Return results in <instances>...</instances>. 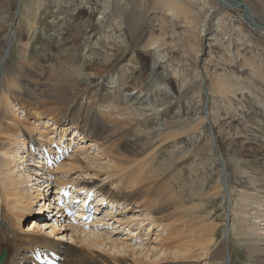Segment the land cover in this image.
<instances>
[{
    "label": "bare ground",
    "instance_id": "6f19581e",
    "mask_svg": "<svg viewBox=\"0 0 264 264\" xmlns=\"http://www.w3.org/2000/svg\"><path fill=\"white\" fill-rule=\"evenodd\" d=\"M40 1L41 3L38 0H30L28 5L31 16L26 20L24 19L25 21L20 15L21 8L25 3L24 0H16L14 5H12L15 12L7 20L8 23L5 21L6 15L0 16V153L2 151L3 153L11 154V159L7 157L9 154L6 155L7 158L1 157L2 154L0 156V186H5V188L0 187V264H42V257L45 254H56L61 264H128L129 261H132L133 264H170L166 259L179 258L180 260L178 261H183L182 259L190 256L210 257V252L205 249H202L199 254L189 253V247H185L183 242L173 247L171 245L166 247L162 243L163 240H166L165 243L168 245V240L171 239L172 234L170 230L171 232L178 230L177 227L172 228L171 224L173 222H170L174 216L172 214V206H178L170 198V195L178 192L182 198V203H189L195 197L189 198L183 192L187 186L186 184L180 188L181 192L177 191L176 186L177 190L169 193L170 204L165 207L160 206V212L158 213L160 216L152 213L157 201H150V204L147 203L146 205V201L143 199L144 194L135 188V182L143 174L148 176L152 184L156 181V178L161 176L160 173L162 174L164 170L161 169V166L156 165V161H158L157 153L145 157L141 162V166L134 171L129 172L127 169H121L119 172H115L114 175L108 176L110 178L114 177L112 182L104 179L100 184L98 182L95 183L91 178L89 180L86 178L72 180L68 174L64 175V177L62 175L57 176V171H48L46 167H41L40 165L29 166L31 163L28 160V156L23 155L20 143L25 140V143L29 142L39 145L53 140L54 137L56 138L57 135L50 137V139L48 138V141L45 139V142H43L37 136V133H40V136L43 134L44 137L48 134L47 131L50 130V125L48 124L50 122H53L52 124L56 126V128L51 127L50 133L56 130L62 139L68 135L67 132L73 131L75 135L71 140L74 143L78 142V138L83 140V142L91 139L96 142L93 145H97L99 153L106 156V158L111 157V161L114 160V154L112 155L111 149L104 142H99L111 136V132L119 133V137L115 139L117 141L126 137L125 139L131 142L132 138H134L135 141L132 143L135 146L132 149H135V152L139 148L145 149V147L150 146L157 140L161 142L178 140L175 144L177 146L171 151L172 157L170 160L166 159L162 165L163 169L167 168L170 176L176 182L179 179L174 178L175 166L179 165L180 162L188 161L190 157L204 153V151H211L212 146L218 142L217 139H221L226 154L225 159L219 158L221 159L222 175L218 178L217 185L205 196V199L211 200L219 198L221 195L225 196V209L229 214V221L224 232L226 240L224 248L219 249L210 258L218 259L223 264H230L232 248L229 241H231V235H235L246 246L248 256L257 261V263L264 264V194L262 193L264 188H257L254 184L255 179L264 183V132L261 138L255 135L254 137H247L251 140L252 145L243 146L239 141L229 142L230 136L225 133L223 128L214 127L215 122L212 119L210 128L214 139L212 136L211 138L209 137L206 143L199 144L197 148L192 147L191 143L183 139L179 140V137H183L181 135L187 133L190 129L199 127L200 123L191 126L190 120L192 116L188 115L187 113L189 112L186 110L184 111L187 115L182 114L180 108L178 110V106L172 104V95L168 96L167 93L165 95L155 91L156 88L165 92L167 90L164 87H159L157 80L154 79L155 64L154 66L152 65L153 67L151 65L148 67L146 61H140L135 55V51L140 49L130 43L129 40L126 42L125 35H127V38L129 35L133 39L135 38L133 30L132 32L127 31V34H121L124 38L122 40L119 39L116 43L117 46L124 48L117 50L116 47L115 50L117 51H113L103 63L105 65L102 69L105 72L104 75L96 76L85 72V69L81 68L82 66L75 65L79 49H91L89 47L94 43L92 36L93 34L96 35V30H98V26L96 28V24L92 22L94 13L92 12V6L94 5H92L90 0H86V4L87 6L89 5L91 10L73 11V18H70L68 22L62 17L51 21V35L48 38L49 48L46 47V49L37 51L34 60L32 59L34 62L25 57L18 63L9 64L7 57L10 55L13 43L17 38L16 28H20L21 51L23 50V53L27 54L29 50L30 41L25 38L36 27L35 23L41 14L43 5V0ZM200 1L203 2L204 6L208 4V0ZM240 1H243L249 7V16H245L243 19L252 29L264 34V28L261 27L264 26V21L259 19L248 2L244 0H214L219 8H224L226 5L235 6ZM158 5L163 15L173 20V24L183 22L194 28L197 24L196 21H199L196 20L198 19V15H196L198 13L195 10V5L188 3L186 0H161ZM119 7L122 10H119L116 22L118 21L119 25H117L122 31L124 30V23L121 20L125 18L126 14L132 15V12L126 9L128 6L125 4L121 3ZM237 8L243 9L245 14L243 5L237 6ZM209 12H213V9H209ZM254 21L260 26H256L253 23ZM206 28L203 27L202 31H200L202 33L199 35L206 34ZM164 39L161 37L151 39L150 43L143 46H150L151 49L155 48L160 53L161 47L167 44ZM159 41L163 42L159 43ZM202 50L204 49L201 48L199 52L202 53ZM37 56H39L38 60H36ZM60 57L63 59L60 60ZM33 63L35 64L33 65ZM189 70L184 72L183 82L186 85L190 84L189 78L195 72L191 71V73ZM174 72L178 74L176 70ZM63 73H68L64 77L65 79H71L73 75L74 78L70 80V86H65L66 88L61 97L57 95L59 92H53L52 86L58 81V76ZM62 78H60L61 81L59 79V83L62 82ZM68 81L67 83H70ZM211 84L213 92L221 94L230 92L233 86L227 76L221 74L217 75ZM109 86H114L115 88H110ZM49 88H51V91ZM202 90L204 91V88ZM207 90L205 88V92H208ZM149 99H151V103L144 105ZM10 103L13 104L12 107ZM17 105H20L18 109L21 108L23 109L22 111H26V115L31 118L35 117L38 124L36 123L37 125L32 126H24L23 124V129L21 127L16 129L14 127L15 123L10 120L13 119L12 114L10 115V109L15 108ZM207 114L210 115L209 110ZM152 116H162L164 119L161 124L162 129H158L159 131L155 132L154 136V128H142V120L149 119ZM41 118L42 120H40ZM103 119L105 122H100ZM200 122L202 124L203 121ZM131 124V130L123 128ZM46 128H49V130H46ZM130 131L137 133L135 134L137 137L131 135ZM78 135L79 137H77ZM140 135H143L141 140L138 138ZM11 136L13 137L9 142ZM93 145L90 146L93 147ZM216 146H218V143ZM243 155L255 156L257 162L255 160L252 164L243 162L241 160ZM124 157H127V155ZM72 161L79 162L81 166L84 165L80 158ZM67 164L68 162H65V166H72ZM85 167L91 169L87 164H85ZM247 167L252 168L254 171H260L261 176L253 179L244 175ZM95 175L98 174L95 173ZM209 182V177L196 181L195 187L198 189L196 191L199 192V196L205 194L202 191L207 190L208 185L206 186V184ZM69 184L76 185L80 189H86V192L94 189L100 195L99 202L96 205L102 204L104 200L108 202V204L106 203L107 205L102 204V216L97 218L99 220L97 223L89 225V230L80 221L68 219L64 215L56 216L55 213L50 214L47 212V203L50 204L52 202V197L57 200L61 191L60 187ZM111 184H116L115 187L117 189L111 187ZM54 187H56L55 192L57 194H54ZM156 187L159 186L156 185ZM9 188L12 190H9ZM234 189H238L239 192L235 194ZM55 195L58 196L56 197ZM154 197L155 194L152 193L148 199L150 200ZM137 202L142 203L143 206L135 205ZM54 203L56 201H53ZM118 205L122 206L120 207L121 210L118 209ZM198 205L199 203L188 205L183 210H185L187 215L192 208L196 209ZM128 210H131L129 211L131 212L130 214L126 213ZM144 211H146L145 216L140 214V212ZM20 215H23L25 220L20 224L23 228L25 226L29 227L31 224L30 226H32L33 230L38 225H41L45 230L50 229L51 235L58 230L60 232L70 231L71 238H74V236L76 239L82 238L81 244L72 245L65 243L64 241H59V239H53L51 235H46V233L23 232L18 229L17 218L15 219V216ZM234 219H237L236 224ZM101 220L105 221L101 222ZM114 224L117 225L115 228ZM136 226L137 228H135ZM144 226L151 227L147 233H142ZM140 228L143 229L140 230ZM110 229L112 231L107 233L106 230ZM127 230L128 232L125 233L127 235L124 238L121 237ZM150 230L153 233L156 231L159 233L156 234L155 239H152L153 241H149L151 244L144 243L143 235H150ZM203 230L201 229L200 231ZM209 233H212V229ZM91 243L99 247L110 244V250L114 249V253L108 256L111 263H106L100 258L104 254L96 252L95 249L87 248ZM202 245L208 247V243H203ZM131 256H133V259ZM134 256L136 257L134 258ZM227 260L229 261L226 262ZM181 263L184 262L175 264Z\"/></svg>",
    "mask_w": 264,
    "mask_h": 264
},
{
    "label": "rangeland",
    "instance_id": "374dc122",
    "mask_svg": "<svg viewBox=\"0 0 264 264\" xmlns=\"http://www.w3.org/2000/svg\"><path fill=\"white\" fill-rule=\"evenodd\" d=\"M15 1L16 0H0V16L6 15L5 21L7 23V20H9L10 17L13 16V12H15L14 8L12 7ZM24 1L25 3L21 8L20 15L22 16L23 20H26L31 16L30 7L28 5L30 0ZM85 1L86 0H43L41 14L35 23L36 27L25 38L26 40L29 39L30 41L27 54H24L23 50L21 51L22 43L20 40V28H16L17 38L13 43L10 55L7 57L8 63H18L25 57L29 58L31 62H34L33 60L37 54V51L46 49V47L49 48L48 38L51 35V21L62 17V19L68 22L70 18H73V11L80 12L84 11V9L91 10V8L89 9V5L87 6L86 4L88 0L86 2ZM90 1L92 5H94L92 6V12H94L92 22L96 24V28L98 26V30H96V35L93 34L92 36L94 43L89 47L91 49H79L76 58L77 62L75 65L82 66L81 68L85 69V72L95 74L96 76L104 75L105 72L102 69L105 65L103 63L113 51L124 48L122 46H117L116 43L119 39L122 40L124 38V36L121 34H127V31L132 32L133 30L135 38L133 39L130 35L127 38V35H125L126 42L129 40L130 43L140 49L139 51H135V55L140 59V61H146L148 67L150 65L154 66L155 64L156 70L154 79L157 80L159 87H164V89L167 90L165 92L164 90L160 91V89L156 88L155 91L162 94L167 93L168 96L172 95V104L178 106V110L180 108L182 114H186L184 111L186 110L189 112L187 114L192 116V119L190 120L191 126L200 123L199 127L190 129L187 133L181 135L183 137H179V140L183 139L184 141L191 143L192 147L197 148L199 147V144L206 143L209 137L211 138L212 136L214 139L210 128V122H212V119H214L215 122L214 127L223 128L225 133L230 136L229 142L234 143L235 141H239L242 143L241 145L247 146L252 145L250 142L251 140L247 137H254L255 135L261 138V135L264 132V34L260 31L252 29V27L247 24V22L243 19L245 18L243 9L232 6L229 7L227 5L224 8H219L215 4L214 0H208V4L205 6L200 0H186L188 3L195 5V10L198 13L196 15L199 16H197L198 19H196L199 21L195 20L197 24L193 28L192 26L186 25L183 22L173 24V20L165 17L162 13V10L159 9L160 7L158 4L161 0ZM244 1L248 2L249 6L256 12V15L259 17V19L264 21V0ZM38 2L41 3L40 0H38ZM119 3L127 5L128 7H126V9L132 12V15L126 14L127 16L125 15V18L121 20L122 23H124V30L122 31L118 27V21L116 22L118 18L117 14L119 13V10H122L121 7H119ZM209 9H213V12H209ZM207 17L210 21L207 19ZM206 20L209 21V24ZM203 27H207L206 34L199 35L202 33L200 31H202ZM160 37L165 38L164 40L167 42L166 45L161 47L160 53H158L155 48L151 49L150 46H143L150 43L151 39H157ZM160 42L163 41H159V43ZM116 47L117 50H115ZM201 48L204 49L202 50V53L199 52ZM38 58L39 56H37L36 60H38ZM61 59L63 58L60 57V60ZM34 64L35 63H33V65ZM188 69H190V72H195H191L193 75L189 78L190 84L186 85L183 80L184 72ZM174 70H176L178 74H175ZM219 74L226 75L227 78L232 82L233 86L231 91L227 92L226 94L217 93L215 91L213 92V86L211 82ZM66 75H68V73H63L62 75L58 76L57 82H53L54 84L51 83L53 84V92H59L57 95L61 97L64 93V89L71 85L70 80L74 78L73 75L71 79H65L64 77H66ZM199 75H201L202 78ZM60 78H62V82L59 83ZM67 81L70 83H67ZM109 87L115 88L114 86ZM202 88H204V91ZM205 88L206 90L208 89V92H205ZM49 89L51 91V88ZM158 96L160 97L159 94ZM149 103H151V99L147 100L144 105ZM10 105L12 107L13 104L10 103ZM18 107H20V105L10 109V115L12 114L11 116L13 118L10 120L15 123L14 127L16 129L18 127L23 129V124L24 126L38 124L35 117H29V115H26V111H22L23 109H18ZM208 110L211 116L207 114ZM40 120H42V118ZM142 121V128H154V136L155 132L162 129L161 124L164 119L162 116H152L151 118L143 119ZM200 121H203L202 124ZM100 122H105V120L103 119ZM52 123L53 122H50L48 124L50 125V130L49 128H46V130L49 131H47L48 134H46L45 137L43 134L40 136V133H37V136H39L43 142H45V139L48 141V138L50 139V137L56 136V130H54L55 132L53 131L54 134L50 133L51 127L56 128V126H54ZM131 127L132 124L123 128L131 130ZM67 133L70 136L75 135L73 131ZM111 134L112 135L107 139L99 142H104L105 145L111 149L112 155L114 154V160L111 161V157L106 158V156H103L101 153H99V150H97V145H93L96 142L92 141L91 139L86 140V142L84 140L83 142V140L78 138V142L74 144L71 154H69L68 157L63 160V162H60V164L53 168L55 172L57 171V176L62 175V177H64V175L68 174L72 180L83 178L89 180L91 178L95 183L98 182V184L102 183L104 179H106L108 182H112L114 177L110 178L108 177L109 175H114L115 172H119L121 169H127L129 172L134 171L137 167L141 166V162L143 159H145V157L150 154L157 153L158 161H156V165L161 166V169L166 171H163L162 174L160 173L161 176L156 178V181L153 184L145 174L139 177L138 181L135 182V188L144 194L143 199L146 201V205L147 203L150 204V201H157L155 207L152 209V213L156 216H160L158 215L160 212V206L165 207L166 205L170 204L169 193L177 189V191L181 192L180 188H182V185L184 184L187 186L183 192H185L189 198L195 197V199L191 200L190 202L188 201L189 203H182V198L179 196L178 192L176 194L170 195V198L178 205L177 207L172 206V214L174 216L170 222H173L171 224L172 228L177 227L178 230L176 232H171L170 230V233L172 234L171 239L168 240V245L165 243L166 240H163L162 243H164L166 247L170 245L173 247L176 244H181L183 242L185 247H189V253L199 254L202 249H205L210 252V257L213 256V254L219 249H223L226 242L224 232L229 221V214L225 209V196L221 195L219 198H214L211 200L205 199V196H207L210 190H212L217 185V180L222 175L221 159L219 158L225 159L226 154L224 150L225 147L221 143V139H217L219 147L216 146L217 143H215L212 146L211 151H204V153L202 152L197 156L190 157L188 161L186 160L184 162H180L179 165L175 166L176 172L174 174V178L179 179V181L176 182L173 177L170 176L167 168L163 169L162 165L166 159L170 160L172 157L171 151L175 146H177L175 144L178 140H170L168 142H161L160 140H157L150 146L145 147V149L139 148L136 151L138 153L137 154L135 149H132L133 146H135V144L132 143L135 141L134 138H132L131 142H128V140L125 139L126 137H124L123 140L120 139V141H117L115 139L119 137V133L111 132ZM130 134L137 137L135 135L137 133H134L133 131H130ZM141 136L143 135L138 136L140 140ZM12 137L13 136H11L9 142L12 140ZM77 137H79V135ZM68 138L67 140H71L72 137ZM52 141L53 140H49L45 144H48ZM90 145H93V147ZM134 153L135 155H133ZM8 154L1 151L0 156L11 159V154ZM6 155L8 156L6 157ZM126 155L127 157H124ZM79 158L82 160V163H84L82 166L85 167V164H87L91 169H88L87 167H83L82 169V166L79 162L72 161L73 159ZM241 160L250 164H252L254 160L257 162L256 157L250 155H243ZM65 162H68L67 165L72 166H68V168L65 166ZM249 168L250 167L246 168L244 175L252 177L253 179L261 176L260 171H254L252 168ZM95 173L98 175H95ZM207 177L210 178V182L206 184V186L208 185L207 190L205 189V191H202L205 192V194L199 196V192L196 191L198 189L195 187L196 181L198 182V180L203 178L205 179ZM195 178L197 179L194 180ZM254 184L257 188H264V183L257 181L256 179ZM115 185L111 184V187L117 189ZM156 185L159 187H156ZM0 187L5 188V186L2 185ZM9 190L12 189L9 188ZM238 192V189H234L235 194ZM152 193L155 194V197L149 200L148 197H150ZM262 193L264 194L263 191ZM197 197L198 199H196ZM202 202L203 204H201ZM197 203H199L200 206L198 205L196 209L192 208L186 215L185 210L183 209L188 205H196ZM135 205L141 206L142 203L137 202ZM120 207L122 206L118 205V209H120ZM129 211L131 210H128L126 213L130 214L131 212ZM140 214L145 216L146 211L140 212ZM20 216H15V219H18H16L18 229L22 230L23 232L32 231L33 233H46V235H51L50 229L45 230L41 225H38V227L33 230L32 226H30L31 224L29 225L30 228L27 226L24 228L21 227V222L25 220L23 215L21 217ZM234 222L236 224L237 219H234ZM116 226L117 225L114 224V228ZM135 228H137V226ZM150 228V226H144V229L140 228V230L143 229L142 233H147ZM201 229L204 230L200 231ZM211 229L212 233H209ZM109 231L112 230H106L107 233ZM127 232L128 230L124 233L122 232L124 235H121V237L124 238L125 235H127L125 234ZM70 233V231L60 232V230H58L53 232L51 236L53 239H59V241H64L65 243L80 245L82 238H79L80 240L76 239L75 236L74 238H71ZM157 233L159 232L156 231L153 233V231H151L150 235H143L144 243L153 241L152 239L156 238ZM106 241L108 242V240ZM203 243H208V247H204L202 245ZM229 243L231 244L232 248L230 264H259L253 258L248 256L246 246L239 240L238 237L236 238L235 235H231V241H229ZM149 244H151V242ZM87 248L91 250L95 249L96 252L102 253V255L104 254L100 258H102V260H104L106 263H111L108 256H111V254L114 253V249L110 250V244H108V246L103 245L102 247H99L91 243L87 246ZM135 257L136 256H134V258ZM210 257L190 256L186 259H182L183 261H178L180 260L179 258L166 260H168L170 264H175L178 262H184L181 264H223L222 261L214 258L211 259ZM131 258L133 259V256H131ZM228 261L229 260L226 262ZM131 263L133 264L132 261L128 262V264Z\"/></svg>",
    "mask_w": 264,
    "mask_h": 264
},
{
    "label": "water",
    "instance_id": "95a60500",
    "mask_svg": "<svg viewBox=\"0 0 264 264\" xmlns=\"http://www.w3.org/2000/svg\"><path fill=\"white\" fill-rule=\"evenodd\" d=\"M240 5H243L244 7H245V16L247 17V16H249V14H248V11H249V7L243 2V1H240V2H238L235 6H233V5H229V6H232V7H237V6H240ZM256 26H260L259 24H257V23H255V21L253 22ZM261 27H263L264 28V26H261Z\"/></svg>",
    "mask_w": 264,
    "mask_h": 264
}]
</instances>
